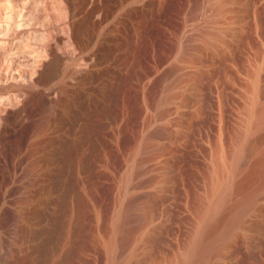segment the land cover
<instances>
[{"label":"rangeland","instance_id":"obj_1","mask_svg":"<svg viewBox=\"0 0 264 264\" xmlns=\"http://www.w3.org/2000/svg\"><path fill=\"white\" fill-rule=\"evenodd\" d=\"M124 2L100 27L117 53L106 84L0 126V251L15 264H184L216 164L236 183L264 152L256 131L231 174L264 103V0ZM140 203L148 224L115 243ZM206 264H264V186Z\"/></svg>","mask_w":264,"mask_h":264},{"label":"bare ground","instance_id":"obj_2","mask_svg":"<svg viewBox=\"0 0 264 264\" xmlns=\"http://www.w3.org/2000/svg\"><path fill=\"white\" fill-rule=\"evenodd\" d=\"M124 1L127 0H0L1 127L19 120L28 109L41 106L50 110L69 105L95 85L106 84L108 74L112 73L109 62L114 61L117 53L108 44L109 37L114 35L100 27L110 19H115L116 24L117 10ZM219 36L224 39V35ZM260 104L238 143L230 164L231 174L240 170L252 134L258 131L264 137V103ZM45 114L36 118L38 125L45 124ZM248 170L235 183L232 176L224 177L223 164H216L211 193L202 210L201 228L184 264H206L242 224L255 204L258 190L264 186V152ZM238 191L241 197L231 201ZM135 211L132 216L125 209L116 219L115 243L127 242L136 234V228L143 229L148 224L147 205L140 203ZM23 263L30 264V258ZM0 264H15L11 253L0 251Z\"/></svg>","mask_w":264,"mask_h":264}]
</instances>
